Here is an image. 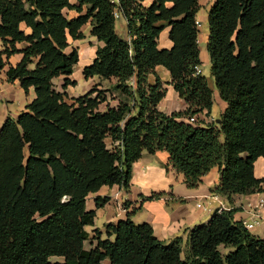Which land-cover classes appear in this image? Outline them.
<instances>
[{"label": "trees", "instance_id": "trees-1", "mask_svg": "<svg viewBox=\"0 0 264 264\" xmlns=\"http://www.w3.org/2000/svg\"><path fill=\"white\" fill-rule=\"evenodd\" d=\"M144 1L0 0V69L4 56L22 53L16 66H8L7 78L36 92L26 110L0 129V264H102L106 258L110 264H264V237L235 220L234 209H216L190 230L186 244L182 236L160 240L150 223L137 224L129 214L107 224L105 239L96 230L97 245L85 248V227L96 217L87 210L88 196L103 186L129 189L133 165L144 152L167 151L169 165L191 188L220 166L214 193L231 200L264 191V177L254 173L255 161L264 158V0H215L210 8L211 73L227 103L219 125L197 118L214 102L208 78L196 73L199 0ZM116 12L126 18L130 39L117 32ZM163 22L171 27L170 49L158 48ZM87 24L103 45L83 74L115 79L123 96L116 107L101 110L107 98L101 91L92 97L94 88L74 104L54 89L60 76L64 89L75 83L69 77L79 52L66 49L69 37L84 38ZM21 42L27 43L22 50L16 47ZM158 65L170 71L187 103L184 111L157 109L167 90L159 77L149 84L148 75ZM107 201L97 197V207ZM222 246L229 250L223 253Z\"/></svg>", "mask_w": 264, "mask_h": 264}, {"label": "crops", "instance_id": "crops-1", "mask_svg": "<svg viewBox=\"0 0 264 264\" xmlns=\"http://www.w3.org/2000/svg\"><path fill=\"white\" fill-rule=\"evenodd\" d=\"M154 0H145L143 3L149 6ZM76 3L77 0H71ZM215 0H199V10L205 8L210 11ZM168 5H171L169 3ZM197 12V14H198ZM70 17L76 16L72 14L71 10H65ZM209 15V12H208ZM209 17V16H208ZM118 19H122V24L118 23ZM197 21L198 18H197ZM200 22V21H199ZM165 28L160 33L158 38L159 49H170L173 46V41L170 38V26L167 22H163ZM123 26V34L119 33V27ZM23 28L26 29V27ZM117 32L124 38L130 39L127 20L121 14L116 21ZM27 32L28 29H26ZM83 34L87 36L89 56L85 58V63L81 70L87 65L93 63L96 57V51L103 42L91 35V25L87 24L82 28ZM200 33V32H199ZM83 39L74 40L69 37V44L74 43V46L67 47L66 51L71 52L73 47H78ZM201 39L198 35V45ZM27 43H17L16 47L20 50L24 49ZM4 49V44L0 38V52ZM208 49V48H207ZM200 50V59L202 63V53ZM209 52V51H208ZM22 53H15L9 57L4 56L6 66L0 69V129L8 117L17 118L20 113L26 110L36 97L34 87H29L26 91L19 80L9 81L7 78L8 66H16L22 59ZM80 57L82 54L80 52ZM79 63V62H78ZM77 63V64H78ZM75 66H78V65ZM35 63L30 65L33 68ZM201 68V66H200ZM202 74L204 71L202 70ZM157 77H159L164 84L167 92L166 96L159 103V110L167 114L173 112L184 111L187 108V103L180 97L179 93L171 84V73L162 65H158L153 73L148 75L149 84H155ZM85 82L99 83L100 76L90 77ZM107 81V79H106ZM209 84L213 90V106L210 113H202L197 116L199 122L203 124H210L221 118L224 113L227 103L221 99L218 89L214 87L215 79L208 78ZM105 83V82H103ZM112 84L116 83L112 79ZM69 90L67 89V93ZM116 97V95H114ZM119 100L113 99L106 101V104L111 103V106H117ZM215 103L217 108H214ZM107 107V105H105ZM219 109V112L218 110ZM187 121V117L184 118ZM219 125V124H218ZM109 139V138H108ZM246 154L244 155V157ZM254 173L257 178L264 177V158L260 157L254 163ZM221 168L220 166L213 167L207 174L202 177V182L196 188H191L185 182V177L182 173L177 172L171 165H169V153L167 151H157L155 154L144 152L143 156L134 163L130 188L125 189L123 186L115 184L113 186H103L98 192L92 193L87 198V210H95L96 217L94 225L85 227L90 234L89 238L94 237V232L98 230L101 233V238L105 239L107 235V224L118 223L119 220L127 218L130 214L131 219L137 223H150L154 229L155 235L162 241L169 242L177 236H182L185 244L188 241L190 230L196 225L203 224L208 218L204 211L197 206L202 202L205 204L213 203L216 208L222 205L224 209H234V218L237 221L254 222L259 221L251 230L255 236L264 237V191H256L248 194H236L231 200L227 199L213 190L220 184ZM153 193H165L164 196L158 199L148 200L145 197L151 196ZM216 194L218 199L213 198ZM107 197L108 201L104 206L97 207L96 198ZM263 217L262 220L256 215ZM208 222V221H207ZM206 223V222H204ZM115 235L110 236L114 239ZM94 248L97 245V238L92 240ZM86 248V245H85ZM90 249V248H86ZM53 262L63 263V257H52ZM110 264V261H109Z\"/></svg>", "mask_w": 264, "mask_h": 264}, {"label": "rangeland", "instance_id": "rangeland-1", "mask_svg": "<svg viewBox=\"0 0 264 264\" xmlns=\"http://www.w3.org/2000/svg\"><path fill=\"white\" fill-rule=\"evenodd\" d=\"M208 9L205 10V8H202L200 10V12H198L197 14V18L200 21V26H199V37L201 39V43L199 44L200 48H201V53H202V63H201V68L204 71L203 75L206 76L207 78H212V73H211V59H210V54L208 52L207 46H208V40H209V35H210V28H209V17H208ZM72 14H76L75 11H72ZM122 19H118V23L122 24ZM119 33L123 34V26L119 27ZM70 46H74V43L69 44ZM88 42H87V36L84 35V40L80 42V44L78 45V47H73L78 49L79 52V56H80V52L82 54V58L80 57L79 63L77 64L78 66L74 67V72L73 74L69 77L72 81H74L75 83L69 85L66 89L63 88V84H64V79L65 76H60L54 79V89L59 91V92H66V96H65V100L66 102H68L69 104H74L76 103L75 100L78 97L84 96L86 95L91 89H95L94 93L92 94V97L97 96L98 92L101 91L103 93V96H106L107 100L106 101H112L113 99H118L119 101L123 98L122 94L116 90L114 88V84L111 83L112 79H103L101 78L99 83H95L93 84L92 82H85L84 78L86 79V81L89 78H86L85 75L83 74L84 71V67L83 70H81L83 63H85V58L87 57V55L89 56V51H85V49L88 50ZM88 59V58H86ZM91 65V64H90ZM89 66V65H87ZM105 82V83H103ZM215 89L217 90V86H216V82L214 84ZM67 89L69 90V92L67 93ZM114 95H116V97H114ZM163 100V99H162ZM161 100V101H162ZM106 101L101 103L100 105V109L101 110H105L108 106L110 107H116V106H111V103L106 104ZM118 101V102H119ZM119 104V103H118ZM105 105H107V107H105ZM118 106V105H117ZM159 106V104H158ZM157 106V109L159 110ZM214 108H217V104L215 103ZM219 112V109H217ZM136 111V109H135ZM161 111V110H160ZM165 113V112H164ZM221 140H224V136L221 137ZM107 144L108 147L111 148L112 147V139H107ZM27 153V152H26ZM245 154H242V156H244ZM208 206L211 207V211L210 212H205L204 214L208 217L204 222H207L210 217L212 216V214L214 213L216 206L213 205V203L209 204ZM203 222V223H204ZM142 224V223H140ZM94 232V237L93 238H88L85 242L86 248H92L93 239L97 238L96 235V231ZM222 252L225 253L226 251H228L229 249H226L222 246L221 248ZM184 256V254H183ZM109 258H106L103 260L102 264H109Z\"/></svg>", "mask_w": 264, "mask_h": 264}, {"label": "built area", "instance_id": "built-area-1", "mask_svg": "<svg viewBox=\"0 0 264 264\" xmlns=\"http://www.w3.org/2000/svg\"><path fill=\"white\" fill-rule=\"evenodd\" d=\"M120 15H121V13H118V12L115 13L116 18L120 17ZM197 24H198V26H200V22L199 21H197ZM196 73L197 74H202V71H201V68L200 67H196ZM189 120L192 121V122H194L195 121V118L192 116V117L189 118ZM212 196H213V198L218 199V197H217L216 194H213ZM197 206L199 208H201L205 212H210L212 210L211 207L208 206V204H205V203H202V202L198 203ZM216 209L223 210L224 207L222 205H220V207H218ZM256 215L259 217L260 220L263 219V217L261 215H259V214H256ZM258 222H259L258 220L257 221H254V222H248V221L244 220L243 221V224L245 225V227L248 230H251Z\"/></svg>", "mask_w": 264, "mask_h": 264}, {"label": "water", "instance_id": "water-1", "mask_svg": "<svg viewBox=\"0 0 264 264\" xmlns=\"http://www.w3.org/2000/svg\"><path fill=\"white\" fill-rule=\"evenodd\" d=\"M217 123L220 124V123H221V119H218V120H217Z\"/></svg>", "mask_w": 264, "mask_h": 264}]
</instances>
